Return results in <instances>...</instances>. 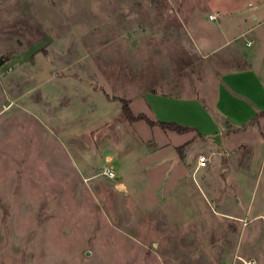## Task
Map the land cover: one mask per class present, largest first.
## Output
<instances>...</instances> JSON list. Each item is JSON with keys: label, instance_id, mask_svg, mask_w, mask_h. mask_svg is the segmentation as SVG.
Returning <instances> with one entry per match:
<instances>
[{"label": "rangeland", "instance_id": "374dc122", "mask_svg": "<svg viewBox=\"0 0 264 264\" xmlns=\"http://www.w3.org/2000/svg\"><path fill=\"white\" fill-rule=\"evenodd\" d=\"M216 6L237 9L0 0V264H264V117L242 144L196 136L191 165L207 167L173 187L171 154L151 149L189 136L122 114V99L138 115L145 91L193 95L215 77L186 27L188 10Z\"/></svg>", "mask_w": 264, "mask_h": 264}, {"label": "crops", "instance_id": "0c3cea01", "mask_svg": "<svg viewBox=\"0 0 264 264\" xmlns=\"http://www.w3.org/2000/svg\"><path fill=\"white\" fill-rule=\"evenodd\" d=\"M220 3H230L237 9L216 6L215 12L188 10L186 27L188 41L195 50L216 55L214 60L209 56L205 57L215 66L214 70L211 69L216 74L215 77L207 83L205 80L203 83L198 82L201 83L200 89H197L196 84L193 95L170 92V89L176 87V83L164 82L165 84L158 86V89L162 88L161 91H145L138 99L140 106L142 105L138 114H145L154 121L174 122L191 127L189 132L181 134L189 136V139L178 145L170 139H162L151 149V152L168 150L171 154L173 164L170 170L176 171V178L171 181L173 187L176 186L175 183L183 181L179 180L180 177L191 179L207 167H198V158L197 164L191 165L192 151L189 153L188 150L196 144L193 142L196 136L199 145L208 143V139L214 134L220 135L224 145L233 141H237V145L245 143L235 138L246 133L239 128L256 113L264 110V0H220ZM210 15H216V18L210 19ZM227 124L233 131L226 132L228 137L220 134ZM161 133L164 137L170 135L168 130H162ZM151 141L154 140H148ZM187 142L190 143L180 157L178 148ZM175 151L178 152L177 156L174 155ZM168 158L163 153L159 160L166 162ZM214 160L218 167L220 158ZM164 168L167 169V166L164 165ZM213 172L207 170L206 174L210 176ZM164 173L167 176L169 174L165 170ZM208 176L203 178L206 186L207 182L210 183ZM164 182L168 185L166 180ZM251 259L257 264L254 257Z\"/></svg>", "mask_w": 264, "mask_h": 264}, {"label": "trees", "instance_id": "16d2710c", "mask_svg": "<svg viewBox=\"0 0 264 264\" xmlns=\"http://www.w3.org/2000/svg\"><path fill=\"white\" fill-rule=\"evenodd\" d=\"M121 104H122V114L124 118L129 122L145 121L150 127L157 126L162 130H170V131H175L177 133H186L191 130V127L186 125H182L174 122L151 120L145 114L135 115L130 108L129 102L124 99H122ZM260 117H264V110H261L258 113H256L248 122L243 124L239 129L243 130L248 128L252 124L256 123L257 119Z\"/></svg>", "mask_w": 264, "mask_h": 264}, {"label": "built area", "instance_id": "2783aa9c", "mask_svg": "<svg viewBox=\"0 0 264 264\" xmlns=\"http://www.w3.org/2000/svg\"><path fill=\"white\" fill-rule=\"evenodd\" d=\"M210 19H215L216 15H210L209 16ZM207 162H208V157L201 154L198 156V167H205L207 166ZM243 262V264H255V260L254 259H247V260H241Z\"/></svg>", "mask_w": 264, "mask_h": 264}, {"label": "water", "instance_id": "95a60500", "mask_svg": "<svg viewBox=\"0 0 264 264\" xmlns=\"http://www.w3.org/2000/svg\"><path fill=\"white\" fill-rule=\"evenodd\" d=\"M211 140L217 145L221 144V138L219 134H214L213 136H211Z\"/></svg>", "mask_w": 264, "mask_h": 264}]
</instances>
